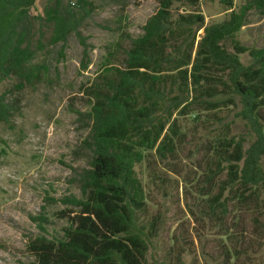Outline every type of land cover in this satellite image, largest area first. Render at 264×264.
Returning <instances> with one entry per match:
<instances>
[{
	"label": "trees",
	"instance_id": "16d2710c",
	"mask_svg": "<svg viewBox=\"0 0 264 264\" xmlns=\"http://www.w3.org/2000/svg\"><path fill=\"white\" fill-rule=\"evenodd\" d=\"M45 1L43 15H34L36 0H0V83L15 77L17 88L33 87L47 76L48 66L34 62L47 33L48 45L61 44L60 57L74 34L81 68L91 63L79 30L91 0ZM214 1L225 17L206 24L201 5ZM157 4L142 33L126 36L127 48L123 40L106 47L81 89L89 107L79 113L88 121V164L76 176L79 195L61 200L71 208L60 212V237L30 240L26 264H190L182 232L149 263L164 223L163 212L151 211L150 187L165 194L169 174L180 179L174 186L181 183L185 208L200 226L199 264H264V46L237 37L251 12L264 16V0L238 8L234 0ZM5 96L0 123L14 109ZM236 121L245 133H233ZM32 219L45 232L46 217Z\"/></svg>",
	"mask_w": 264,
	"mask_h": 264
},
{
	"label": "rangeland",
	"instance_id": "374dc122",
	"mask_svg": "<svg viewBox=\"0 0 264 264\" xmlns=\"http://www.w3.org/2000/svg\"><path fill=\"white\" fill-rule=\"evenodd\" d=\"M91 2V14L79 27L91 62L86 70L80 64L83 47L74 34L67 39L64 56L60 57L61 44L48 45L47 33L42 41L45 47L34 60L48 66L47 76L33 87L17 88L15 77L0 83V95H6V101L14 105L10 121L0 123V264H26L33 259L27 250L30 240L41 234L48 238L62 235L66 218L60 212L71 207L61 200L79 195L76 176L88 164L87 152L82 147L88 121L79 113L87 112L89 107L81 89L96 73L106 47L123 40L127 48V37L139 36L142 26L158 6L157 0ZM243 3L244 0H234V7ZM45 5V0H36L32 13L43 15ZM201 12L206 24L225 17L217 1L203 2ZM237 37L245 46L263 47L264 16L251 12L248 24ZM241 60L250 61L247 55H242ZM223 115L228 121L233 118V112ZM232 130L234 134L245 133L240 121L233 124ZM182 164L190 162L182 159ZM167 178L169 181L163 186L165 194L157 187H150L151 211L163 212L164 223L154 250H150L149 263L153 258H161L172 234L182 232L188 246L187 263L199 264L201 244L196 233L201 230L200 226L193 222L185 208L181 183L178 189L174 186L180 179L173 174ZM41 216L47 219L43 226L45 232L39 228V222L32 219ZM204 235H208L206 231ZM212 249H215L214 244H208L206 250Z\"/></svg>",
	"mask_w": 264,
	"mask_h": 264
}]
</instances>
